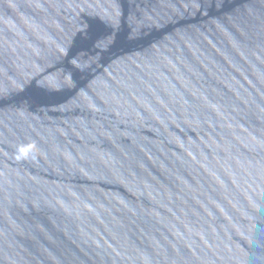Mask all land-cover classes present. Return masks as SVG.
Returning <instances> with one entry per match:
<instances>
[{"label":"water","instance_id":"obj_1","mask_svg":"<svg viewBox=\"0 0 264 264\" xmlns=\"http://www.w3.org/2000/svg\"><path fill=\"white\" fill-rule=\"evenodd\" d=\"M0 264H264V0H0Z\"/></svg>","mask_w":264,"mask_h":264}]
</instances>
